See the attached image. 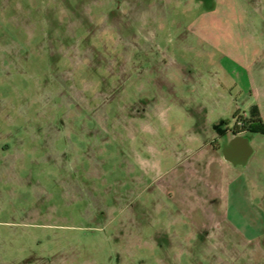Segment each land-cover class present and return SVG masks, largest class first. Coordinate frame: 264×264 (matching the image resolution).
Wrapping results in <instances>:
<instances>
[{"label": "rangeland", "instance_id": "374dc122", "mask_svg": "<svg viewBox=\"0 0 264 264\" xmlns=\"http://www.w3.org/2000/svg\"><path fill=\"white\" fill-rule=\"evenodd\" d=\"M263 59L264 0H0V264H264Z\"/></svg>", "mask_w": 264, "mask_h": 264}, {"label": "crops", "instance_id": "0c3cea01", "mask_svg": "<svg viewBox=\"0 0 264 264\" xmlns=\"http://www.w3.org/2000/svg\"><path fill=\"white\" fill-rule=\"evenodd\" d=\"M263 62V63H262ZM259 64H264V59L263 60H260L259 61ZM261 70V71H260ZM242 85L244 86V89L246 91H249L250 89V98H249V103L247 105V108H248V111H244V112H241V111H238L236 112L235 114L239 113L240 115H243L245 119L249 118L250 117V112L251 110L256 107L258 109V112L260 114V117L264 123V69H259V74H258V77H252L250 78V81L247 82L246 79H242ZM253 89V90H252ZM228 122L229 123V127L232 128L234 127L235 125V122L233 125L230 124V121L229 120H226L224 118L222 119H219V121H217L213 127L217 124H219L220 122ZM225 128H223L224 130ZM247 134H251V133H241L239 135H232L231 133H227L226 135L224 136H221L219 135L217 132L213 135V139L212 140H215L214 142H211L210 144L213 145L214 143H216V146L213 148L215 151L218 152V155L220 154L224 161L233 165V166H239L241 164H238V165H235L233 164L230 160H228L225 156H224V145H229L231 143V141L236 138V137H241L243 138L244 140L237 143L235 146H233V150H237L239 149L241 146H244L246 148H248L250 150V156L248 158V161L246 164L242 165V166H247L249 165V163L253 160V157L255 155V149L253 147V144H252V139L247 136ZM254 135H256L255 133H252ZM259 135H262V134H259ZM208 144V143H207Z\"/></svg>", "mask_w": 264, "mask_h": 264}, {"label": "trees", "instance_id": "16d2710c", "mask_svg": "<svg viewBox=\"0 0 264 264\" xmlns=\"http://www.w3.org/2000/svg\"><path fill=\"white\" fill-rule=\"evenodd\" d=\"M242 120L241 126H238L237 124L234 125L233 129H231L228 125V122H220L219 124L214 126L215 131L221 135L224 136L229 132H232L234 135L239 134L242 130H246L248 133H255V134H262L264 135V123L260 117V114L258 112V109L254 107L250 112V117L245 119L240 117V114L237 113L234 115V120L236 119ZM223 128H225L223 130ZM239 131V132H236Z\"/></svg>", "mask_w": 264, "mask_h": 264}, {"label": "water", "instance_id": "95a60500", "mask_svg": "<svg viewBox=\"0 0 264 264\" xmlns=\"http://www.w3.org/2000/svg\"><path fill=\"white\" fill-rule=\"evenodd\" d=\"M243 140L244 139L241 137H236L231 141L229 145H224V156L235 165L246 164L250 156V150L244 146H241L237 150H233V146Z\"/></svg>", "mask_w": 264, "mask_h": 264}, {"label": "built area", "instance_id": "2783aa9c", "mask_svg": "<svg viewBox=\"0 0 264 264\" xmlns=\"http://www.w3.org/2000/svg\"><path fill=\"white\" fill-rule=\"evenodd\" d=\"M240 117L244 118L243 115H240ZM234 122H235V124H237L238 126H241V124L243 123L242 120H241V118H240V119L238 118V119L234 120Z\"/></svg>", "mask_w": 264, "mask_h": 264}, {"label": "flooded vegetation", "instance_id": "af4514ba", "mask_svg": "<svg viewBox=\"0 0 264 264\" xmlns=\"http://www.w3.org/2000/svg\"><path fill=\"white\" fill-rule=\"evenodd\" d=\"M231 129H233V127ZM236 132H239V131H236ZM229 133H231L233 135L232 132H229ZM241 133H248V132H246V130H242L239 134H241ZM239 134H237V135H239Z\"/></svg>", "mask_w": 264, "mask_h": 264}]
</instances>
